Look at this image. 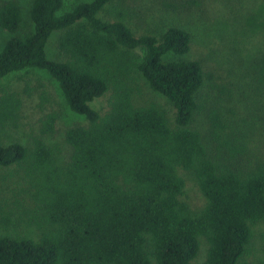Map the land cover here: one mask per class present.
<instances>
[{
	"label": "trees",
	"instance_id": "1",
	"mask_svg": "<svg viewBox=\"0 0 264 264\" xmlns=\"http://www.w3.org/2000/svg\"><path fill=\"white\" fill-rule=\"evenodd\" d=\"M109 2L90 0L61 12L63 0H32L33 30L24 37L15 36L22 22L18 3L0 4V32L10 35L0 46V83L42 70L69 110L86 121L65 131L71 154L63 164L58 147L42 138L30 149L0 143V167L28 160L29 213L37 231L1 234L0 264H194L200 239L207 246L200 264H247L251 227L264 221V125L233 121L236 110L224 117L220 103L231 93L223 87L222 99H202L211 81L200 62L186 58L187 30L170 26L135 36L121 13L113 22L99 18ZM55 33L57 54L50 59L46 48ZM254 65L253 98L264 97V52ZM137 75L172 106L173 125L156 106L133 105L129 81ZM108 92L101 114L91 103ZM21 106L18 95L1 90L0 127L15 128ZM203 110L205 135L192 126ZM56 122L55 114L46 115L40 135L54 134ZM182 173L204 199L196 212L181 199ZM8 222L1 219L0 227Z\"/></svg>",
	"mask_w": 264,
	"mask_h": 264
},
{
	"label": "rangeland",
	"instance_id": "2",
	"mask_svg": "<svg viewBox=\"0 0 264 264\" xmlns=\"http://www.w3.org/2000/svg\"><path fill=\"white\" fill-rule=\"evenodd\" d=\"M4 1L7 0H0V4ZM14 1L20 6L22 17L15 36L24 37L33 30L29 17L32 0ZM89 1L63 0L61 12ZM117 12L121 13L120 19L135 36L158 34L170 26L187 30L191 44L186 58L200 62L211 81V87H204L202 99H222L218 90L221 91L222 87L227 89L231 97L221 101L222 115L230 117L226 110H236L233 121L247 119L250 125L253 123L255 127L256 124L261 129L264 108L256 111L257 115L251 120L247 117L264 105V97L253 98L254 90L250 88L255 61L264 52V0H110L98 16L103 21L113 22ZM58 35L53 34L48 41L46 50L50 59L56 58ZM9 37L8 33L0 32V46ZM139 54L136 52L134 55ZM129 83L135 107L154 105L164 111L168 122L173 125L174 110L163 97L150 90L139 75L132 77ZM1 90L18 95L22 106L15 128L0 127V143H18L30 149L35 138H42L46 145L58 147L60 163L68 161L71 149L64 141V133L75 125H86V121L69 110L57 83L46 72L32 70L9 75L1 81ZM110 98L111 93L108 92L93 101L91 107L103 114L108 110ZM50 113L57 117L55 132L42 137L40 122ZM192 126L202 135L208 133L205 110L196 115ZM260 129L256 131L258 134ZM260 135L264 143V130ZM183 178L185 187L181 199L196 212L203 206L204 199L193 179L186 173ZM28 187V160L20 165L0 167V220L9 219L6 228L0 227V235L28 237L31 233L37 234L30 219ZM251 230L252 239L243 261L264 264V221L252 225ZM206 248L205 240L200 239L199 254L194 264L204 260Z\"/></svg>",
	"mask_w": 264,
	"mask_h": 264
}]
</instances>
